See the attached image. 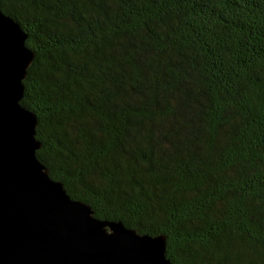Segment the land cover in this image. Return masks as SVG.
Returning a JSON list of instances; mask_svg holds the SVG:
<instances>
[{
	"label": "trees",
	"instance_id": "16d2710c",
	"mask_svg": "<svg viewBox=\"0 0 264 264\" xmlns=\"http://www.w3.org/2000/svg\"><path fill=\"white\" fill-rule=\"evenodd\" d=\"M35 53L37 159L170 264H264V0H0Z\"/></svg>",
	"mask_w": 264,
	"mask_h": 264
},
{
	"label": "water",
	"instance_id": "95a60500",
	"mask_svg": "<svg viewBox=\"0 0 264 264\" xmlns=\"http://www.w3.org/2000/svg\"><path fill=\"white\" fill-rule=\"evenodd\" d=\"M26 39L0 10V264H170L163 235L95 218L37 159V117L20 104Z\"/></svg>",
	"mask_w": 264,
	"mask_h": 264
}]
</instances>
